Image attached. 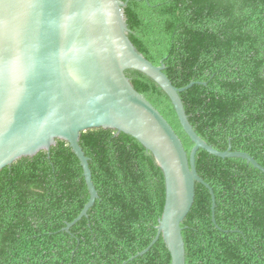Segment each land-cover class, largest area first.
Instances as JSON below:
<instances>
[{"label": "trees", "instance_id": "obj_1", "mask_svg": "<svg viewBox=\"0 0 264 264\" xmlns=\"http://www.w3.org/2000/svg\"><path fill=\"white\" fill-rule=\"evenodd\" d=\"M130 39L166 65L196 133L219 151L248 153L264 167V0H123ZM135 89L172 125L190 154L169 96L129 70ZM99 193L88 216L63 231L90 193L80 160L58 140L50 153L0 171V264H172L158 234L166 204L164 173L135 138L111 129L82 133ZM195 203L182 223L186 264H264V173L240 158L200 149Z\"/></svg>", "mask_w": 264, "mask_h": 264}, {"label": "water", "instance_id": "obj_2", "mask_svg": "<svg viewBox=\"0 0 264 264\" xmlns=\"http://www.w3.org/2000/svg\"><path fill=\"white\" fill-rule=\"evenodd\" d=\"M123 0H0V171L24 157L50 153L58 140L69 143L84 170L90 193L79 216L63 231L88 216L99 193L90 159L80 141L83 132L111 129L127 134L150 152L164 173L165 209L158 234L172 264H186L182 223L192 210L196 184L212 196L214 189L198 173L200 149L220 158H240L264 173L248 153L219 151L192 126L181 93L193 87L174 86L166 65H154L131 41ZM152 79L171 99L183 130L194 143L190 154L162 113L134 87L127 71ZM219 228V226L217 225ZM124 264H127L124 263Z\"/></svg>", "mask_w": 264, "mask_h": 264}]
</instances>
